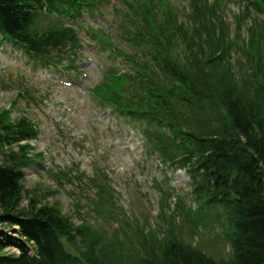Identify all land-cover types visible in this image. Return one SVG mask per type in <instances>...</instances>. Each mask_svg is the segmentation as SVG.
Here are the masks:
<instances>
[{"label": "trees", "instance_id": "trees-1", "mask_svg": "<svg viewBox=\"0 0 264 264\" xmlns=\"http://www.w3.org/2000/svg\"><path fill=\"white\" fill-rule=\"evenodd\" d=\"M94 2L0 0V35L34 59H49L45 51L74 48L77 38L60 20L52 33L41 31L39 24L46 19L44 7L72 15ZM136 10L133 28L121 25L123 37L143 46L147 50L144 56L154 63L143 61L144 73L137 78V90L134 87L136 101L122 109H134L154 129L145 131L144 136L162 156L183 157L179 165L196 157L198 167L190 169L196 187L203 186L211 195L222 194L223 201L235 200L225 204L233 250L228 259L216 262L169 233L160 241L153 235L139 239L138 248L151 259L139 264H264V64L254 67L255 75L251 72L239 84L230 67L228 26L203 0H190V13L181 23L168 10L158 16L147 6ZM1 116L0 124L5 125L0 131L1 152L12 143L34 137L24 119L10 123L7 114ZM214 120L219 123L217 130ZM20 154L16 159L13 153L1 154L14 163L0 165V206L4 211L0 221L17 226L20 238L34 246L36 256L30 257L18 241L20 255L0 256V264H111V252L97 249L95 234L85 226L74 227L56 207L18 211V170L28 163L22 162ZM197 197L203 198L204 193ZM190 218L192 226L201 224L197 217ZM61 238H66L77 257L64 250ZM148 242L157 246L158 252L152 246L154 254L146 250ZM113 243L106 244L113 247ZM4 246L0 242V251ZM136 253L121 247L119 260L113 264H135Z\"/></svg>", "mask_w": 264, "mask_h": 264}, {"label": "rangeland", "instance_id": "rangeland-1", "mask_svg": "<svg viewBox=\"0 0 264 264\" xmlns=\"http://www.w3.org/2000/svg\"><path fill=\"white\" fill-rule=\"evenodd\" d=\"M134 1L139 3L144 0ZM160 1L169 9L162 5L158 13V0H150L147 8L159 15L168 10L179 23L186 20L189 14L188 0ZM104 4L101 10L92 9L96 13L86 16L83 24L73 18H62L64 22L61 21V26L74 28L80 45L75 49L60 51L56 48L44 52L46 57L58 61L57 69L45 70L32 66L22 48H17L0 36V118L5 113L10 123L24 119L35 135L32 139L6 146L3 152L13 153L15 159L21 153L22 162H28L18 170L21 176L18 211L30 213L40 207L56 206L73 226L90 225L91 230L102 235L103 243L113 238L114 246L105 249L114 253L117 259L122 247L132 253L137 251L135 264L139 261L151 262L138 248L137 242L145 232L148 233L143 226L146 225L150 234L158 238L165 234L169 225L177 228V224H184L182 215L185 212L172 209L173 197L189 192V185L185 183L187 177L183 171L179 174L162 158L144 153L146 146H142L140 133L146 129V125L142 116L135 114L136 118L133 119L126 115L121 118L103 106L106 103L100 100L106 99V95L101 91L97 93V89L111 74L117 73L119 76L123 71L129 72L127 76L132 83L131 90L133 93L134 87L137 90L138 82L132 78L136 68L128 62L129 65L123 63L124 59L119 54L127 49L125 60L138 61L146 53L143 46L124 42L120 16L125 17L123 21L128 28L130 24L133 28L131 22L137 21L131 0H104ZM219 7L222 9L219 13L223 16L226 14L225 21L232 30L233 14H240L238 5L230 4L223 9V3H219ZM57 24L48 17L41 21L39 29L52 33L58 28ZM247 26L248 23L243 24V31L246 32ZM143 59L150 61L147 56ZM65 83L72 86L66 87ZM129 88L126 84L120 93L134 99ZM121 102L117 104L122 105L126 101L122 98ZM4 126L0 124V131ZM3 152L0 151V165L13 164L14 160L1 157ZM17 162L19 165L22 163ZM91 180L108 188L112 200L110 211L103 206L107 198H103L100 207ZM166 190H170V193L167 194ZM161 197L169 205L164 209L167 218L163 219L158 216ZM187 201L190 203L188 198ZM107 211L114 215L106 216ZM3 215L0 206V217ZM118 223L125 226L122 233L119 230L122 226ZM174 231L180 241L197 248L206 257L215 258L216 262L221 258L227 259L231 254L227 236L221 234L219 229L214 228L210 235L200 232L198 236L189 228ZM18 232L16 226L10 227L0 221V242L5 245L0 256L20 255L16 244L18 241L24 244V240ZM147 244L146 250L154 254L157 246ZM25 250L29 256L34 255L30 246H25Z\"/></svg>", "mask_w": 264, "mask_h": 264}, {"label": "bare ground", "instance_id": "bare-ground-1", "mask_svg": "<svg viewBox=\"0 0 264 264\" xmlns=\"http://www.w3.org/2000/svg\"><path fill=\"white\" fill-rule=\"evenodd\" d=\"M252 171L254 172L255 170H252ZM143 262L147 263V261H143ZM128 263H130V264H131V262H128ZM139 263H142V261H141V262H139ZM139 263H138V264H139Z\"/></svg>", "mask_w": 264, "mask_h": 264}]
</instances>
